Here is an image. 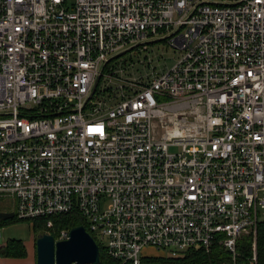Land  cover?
<instances>
[{
	"label": "built area",
	"instance_id": "1",
	"mask_svg": "<svg viewBox=\"0 0 264 264\" xmlns=\"http://www.w3.org/2000/svg\"><path fill=\"white\" fill-rule=\"evenodd\" d=\"M159 41L181 53L171 68ZM134 50L149 54L114 63ZM167 99L190 117L161 133ZM5 201L48 228L80 216L110 264L216 246L260 264L264 0H0Z\"/></svg>",
	"mask_w": 264,
	"mask_h": 264
},
{
	"label": "rangeland",
	"instance_id": "2",
	"mask_svg": "<svg viewBox=\"0 0 264 264\" xmlns=\"http://www.w3.org/2000/svg\"><path fill=\"white\" fill-rule=\"evenodd\" d=\"M162 38V37H158ZM158 38H155L153 40H157ZM148 42V41H147ZM149 52L159 58H155V66L158 68V70H164L166 68H171L177 61V58L180 56L179 51H175L172 49L165 41H159L152 44H148ZM149 52L141 51L138 53L137 50H134L121 58L117 59L114 63L118 66H126L125 64L129 63L131 59L135 63H139L140 60L145 59V57L149 54ZM165 104V110L166 114L162 119H157L156 124L158 125L159 131L162 133L164 131V128L167 126H171L172 122L175 120L176 116L175 114L182 113V116H188L190 115L186 113V109L184 108L183 104L177 103L174 99H167L164 101ZM185 118V117H184ZM9 207H12V203L10 202H0V211H4V209H9ZM39 222H42L41 224L45 225L47 223L44 220H40ZM37 222V223H39ZM32 221H26V220H19L17 218H13L11 220L4 221L0 223V231L2 234V238L0 239V246L5 245L6 243H11L14 241H21L25 244V246L33 252L34 244H36L37 236L33 232L32 227ZM54 223V222H53ZM36 250V246H35ZM213 250H221L220 247L216 246ZM208 254L212 253V250L205 251ZM36 254V253H35ZM143 255L146 257L145 262L142 264H161L153 262L150 258H156V257H162L165 259H168L164 251L158 250L154 247H147L143 250ZM185 255L181 256L180 258H183ZM226 258L227 254L225 253ZM224 264V263H223ZM260 264H264V253L261 256Z\"/></svg>",
	"mask_w": 264,
	"mask_h": 264
},
{
	"label": "trees",
	"instance_id": "3",
	"mask_svg": "<svg viewBox=\"0 0 264 264\" xmlns=\"http://www.w3.org/2000/svg\"><path fill=\"white\" fill-rule=\"evenodd\" d=\"M53 220V227L48 228L45 225L41 224L42 222H39L40 220H37L33 227V232L36 236L42 235V234H50L54 236L57 240L61 236L62 231H70L71 229L78 227V226H84L83 219L78 215H64V216H57L52 219ZM39 222V223H37ZM245 241V240H244ZM246 242V241H245ZM248 242H246L247 244ZM243 251L246 254H250V247L248 245H244ZM101 250V259L102 264H110V260L108 259L107 255L105 254L104 250L100 248ZM264 253V229L263 227L259 228V234H258V254H259V260L261 259L262 254ZM0 255L2 257H20L25 258L27 256L26 247L23 242L21 241H14L11 243H7L5 247L0 249ZM153 260V262L161 263V264H223L227 261L228 258L225 256V252L221 250H212V253H207L202 249L198 250H190L188 251L183 258H162V257H156V258H150ZM148 259H143V262Z\"/></svg>",
	"mask_w": 264,
	"mask_h": 264
},
{
	"label": "water",
	"instance_id": "4",
	"mask_svg": "<svg viewBox=\"0 0 264 264\" xmlns=\"http://www.w3.org/2000/svg\"><path fill=\"white\" fill-rule=\"evenodd\" d=\"M13 218V212L0 211V223ZM36 264H101V251L95 239L82 225L71 229L68 238L64 240L56 241L50 234L38 235Z\"/></svg>",
	"mask_w": 264,
	"mask_h": 264
},
{
	"label": "crops",
	"instance_id": "5",
	"mask_svg": "<svg viewBox=\"0 0 264 264\" xmlns=\"http://www.w3.org/2000/svg\"><path fill=\"white\" fill-rule=\"evenodd\" d=\"M2 238V237H1ZM7 244V243H6ZM0 246V249L6 246ZM25 245V244H24ZM36 244H34L33 252L29 250L26 246V251H27V256L25 258H20V257H2L0 255V264H36V250H35ZM146 259V257H144Z\"/></svg>",
	"mask_w": 264,
	"mask_h": 264
}]
</instances>
